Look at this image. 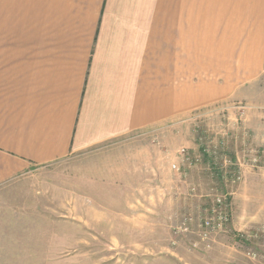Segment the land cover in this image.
Here are the masks:
<instances>
[{
	"label": "crops",
	"instance_id": "0c3cea01",
	"mask_svg": "<svg viewBox=\"0 0 264 264\" xmlns=\"http://www.w3.org/2000/svg\"><path fill=\"white\" fill-rule=\"evenodd\" d=\"M221 104L264 150V0H0V191Z\"/></svg>",
	"mask_w": 264,
	"mask_h": 264
},
{
	"label": "rangeland",
	"instance_id": "374dc122",
	"mask_svg": "<svg viewBox=\"0 0 264 264\" xmlns=\"http://www.w3.org/2000/svg\"><path fill=\"white\" fill-rule=\"evenodd\" d=\"M241 117L235 105L194 111L11 183L0 191V264H264V150L242 157ZM221 141L215 164L204 147ZM222 193L229 226L205 233Z\"/></svg>",
	"mask_w": 264,
	"mask_h": 264
},
{
	"label": "built area",
	"instance_id": "2783aa9c",
	"mask_svg": "<svg viewBox=\"0 0 264 264\" xmlns=\"http://www.w3.org/2000/svg\"><path fill=\"white\" fill-rule=\"evenodd\" d=\"M224 143V141H221L220 145L218 144L214 147H204L205 154L210 156L214 160L215 164L220 157L218 150ZM181 156L184 161H187V163L190 162V157L188 156L185 148L181 150ZM262 159L263 157L260 155V152H256L250 156L249 161L251 165L258 166ZM225 163L227 167L230 166V170H227L228 173L234 178L240 179L242 174L241 168L233 162L232 159H226ZM230 205L231 202L227 194L222 193L214 197L213 204L208 210H206L201 219V226L204 228L205 233L220 232L228 228L230 223Z\"/></svg>",
	"mask_w": 264,
	"mask_h": 264
}]
</instances>
